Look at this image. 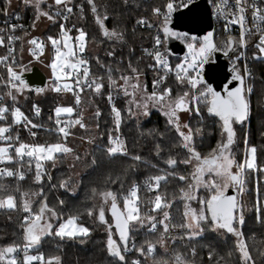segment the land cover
<instances>
[{"label": "trees", "instance_id": "16d2710c", "mask_svg": "<svg viewBox=\"0 0 264 264\" xmlns=\"http://www.w3.org/2000/svg\"><path fill=\"white\" fill-rule=\"evenodd\" d=\"M94 2L101 16L107 12L108 18L104 21L106 27L122 33V39L104 36L88 0H71L69 4L62 5H56L53 0L48 10L49 12L55 8L65 10V7L72 9L68 25L73 27L74 35L79 34L81 29L87 34L84 54L91 69L90 75L103 84L100 92L93 90L94 85L93 89H83V101L79 106H75L71 101L72 97L61 91L51 90L38 96L37 91L28 87L26 93H15V101L25 109L27 119L38 126H27L30 133H36L32 138L37 143H66L72 152L56 154L54 160H46L44 169H41L40 180L36 179V164L29 162L28 158H24L23 161L5 162L0 166V169L11 168L16 172L13 177L0 175V197L13 194L17 203L14 209H0V248L23 243V217L29 215L23 208V197L27 193L38 192L30 207L35 213L46 200L48 207L56 213L55 216L45 213V219L52 223L53 231L67 217L75 215L78 217V223L89 228L90 233L86 237L78 236L72 239L46 235L42 237L38 249H31L33 254L43 253L46 258L58 256L60 264H117L118 258L107 252L108 229L105 230L104 223L98 219L97 206L100 197L98 193L113 191L117 194L118 205L123 208V198L128 195L135 183H140L142 188L138 191V206L145 221L130 224L127 248L129 251L124 252L127 264H133L137 260H141V264L175 263L174 256L177 253L181 254L186 264H243L237 250L238 238L234 234L227 233L226 230L214 231L210 224L205 223L202 225L204 231L190 238L189 230L181 227L185 223L183 214L186 204L181 189L186 192L190 190L189 184L194 183L190 175L193 172L191 165L182 162L189 159L190 154L182 147L181 138L164 113L155 109L148 117L137 118L133 106L129 104L127 96L121 93L119 87L121 76L136 75L132 69H136L143 77L144 90H150L153 81L163 75L160 69L152 67V55L146 53L145 49L151 52L150 48L155 43L157 32L165 43L167 42L162 30L161 16L157 17L153 13V9L157 7L163 10L167 0H127L126 3L125 0H94ZM7 6V0H0V17H3ZM43 7H47V4H43ZM14 12L21 13L28 23L25 31L20 32V39L15 46L16 58L20 60V53L32 35L34 14L31 6H26L23 12L20 10ZM141 18L147 21L146 26L138 23ZM59 30V20L53 17L42 35L46 37L49 34H59ZM259 36L260 34H251L247 37L246 55L250 65L249 79L252 88L248 95L245 93L250 103L249 118L233 122L234 138L229 146L236 164L244 162L250 147L256 148V169L245 168L242 175L244 191L239 196L236 190L245 217V223L240 230L243 232V239L254 264H264V210L259 214L256 211L257 200L264 205V58H258L257 55ZM229 37L224 34L216 35L214 39L219 51L224 53ZM232 38L236 43V38ZM179 40L185 45L189 43V40ZM235 43L226 58L241 73L240 64L236 60ZM0 51L1 54L4 53L3 47ZM212 59L213 55L209 60ZM109 76L116 81L115 85L110 83ZM165 88L172 89V97L185 91L191 94V86L187 82L179 83L172 74H167V78L160 83L159 91ZM3 94L4 90L0 84V96ZM109 97L113 100L112 103ZM200 101L205 106L203 114L197 115L192 111L187 125L193 129L196 151L201 156H208L218 145L227 141V132L224 131L220 118L209 114L206 102L203 99ZM61 104L73 105L75 109L73 117L82 112L85 124L84 128L78 125L72 127L66 139L58 133L55 124L57 119L55 108ZM113 107L119 109L121 113L118 128ZM7 115L8 119L0 121V124L12 123L10 113ZM64 116L67 115H60ZM196 129H200V132H196ZM16 133H21L20 142L26 143L29 140L22 128H13L11 135L14 136ZM117 135L126 146V154L108 156L106 148L110 143L109 138L114 139ZM81 141L86 145L83 149H80ZM3 143V140H0V144ZM71 155L76 156V163L80 169L78 178L73 176L75 169L69 160ZM135 156L141 159L134 160ZM169 158L176 159L177 164H167ZM20 172H23V179L19 178ZM155 175L167 177L166 181L160 182L157 192L144 185L146 179ZM180 176L187 179L181 180ZM93 189L96 190V195L93 194ZM156 194L161 195L162 205L169 203L170 207L154 209ZM209 195L207 189L199 190L195 206L199 209L200 200L206 199ZM89 209H92L91 215ZM164 211H167L170 217L165 221L169 225L166 233L170 238L167 248L160 245L162 237L166 234L160 223ZM148 216L154 217L155 220H148ZM153 222L156 223V228L151 230ZM147 243L156 246L153 253H147ZM141 247H145V252L138 251ZM209 252H212L211 258Z\"/></svg>", "mask_w": 264, "mask_h": 264}, {"label": "snow or ice", "instance_id": "6c2138e0", "mask_svg": "<svg viewBox=\"0 0 264 264\" xmlns=\"http://www.w3.org/2000/svg\"><path fill=\"white\" fill-rule=\"evenodd\" d=\"M10 2V0H9ZM32 0H25V3H31ZM127 0H125V3ZM91 6V11L94 14V18L99 24L104 36L109 38L122 39L123 35L117 32L115 29L109 30L104 21L108 18L107 12L101 16L98 13L97 5L94 0H88ZM194 0H168L166 3V11L162 13L159 7L153 9L154 15L160 17L163 15L162 30L165 37H176L178 39L189 40L187 47L189 49V55L185 57L184 63L175 65V76L179 83L187 82L193 89H196L198 94H193L190 96L189 92L185 91L183 94L172 97V89L165 88L163 91L157 93L155 88L158 84L162 83L167 78V73L172 71L171 65L168 60L163 57L162 53L158 50H153L145 52L154 57L156 64L161 65L165 70V75L161 76L158 80L153 81L154 91L144 98V102L141 105L139 101L135 99V92L132 93L133 100L132 103L137 104L138 107H144L147 109V104L149 101L153 104H159L166 108L165 115L169 118V123L175 128L179 137L182 141V147L188 151L190 158L182 161L184 164H189L193 166V172L190 174L191 179L194 183L189 184V189H198L199 187H204L208 189L210 195L206 199L200 200L201 207L199 209L191 208L187 203L185 204V223L181 227H185L189 230V237H195L200 235L204 229L203 224L208 223L211 229L214 231L226 230L227 233L234 234L237 239V250L240 254L243 264H254L252 260V255L248 250L247 244L243 239V232L240 230L245 223V217L243 215L242 206L238 203L237 198L232 195H228V189L230 186H239V191L243 192V179L242 173L247 169L256 168V148H251V159L246 160L244 163L236 164L235 160L232 158L229 150V146L233 143L234 121H244L248 118L250 113V103L246 99V91L251 92L252 88L249 86L247 89L244 87L245 75L251 76V72L245 68L244 75H242L235 68L233 69L234 75L233 80L239 81L240 84L237 87H229L227 84L224 85L223 94L217 91L210 83H208L203 76L204 65L208 62L209 58L218 51L214 40L213 33L209 31L203 37L191 36L187 33H181L174 31L171 25V17L174 12L178 9H187L189 5H193ZM40 0H36V7L39 9ZM56 5L66 4V0H55ZM227 8L226 0H221L217 4V10L223 14ZM238 15L234 20L235 23L241 26L240 33V44H244V35L246 31H251L244 27L245 22V7L242 5L241 0H237ZM253 18L256 20L264 21V15L261 14L262 9L256 4L252 5ZM67 13H71L72 9L65 7ZM39 15L47 16L48 19L52 20L53 17L47 12H38ZM64 19L67 20L68 16L65 15ZM138 23L144 24L147 21L143 18L138 21ZM61 39H56L49 37L52 45L55 48V56L51 62L52 73L57 81L60 80H71L72 83H57L53 88L54 91H67L73 92L75 96V103L79 105L81 103V95L75 92V89H80L82 84H86L90 89L100 92L103 84L97 82L94 78L89 82L90 71L87 67V60L81 58L78 53H83L86 47V32L82 29L79 30L78 36L75 38L78 44V50L74 47L73 37L69 34L70 29H65L64 25L61 26ZM15 28V25L13 26ZM259 30V29H258ZM14 39V37H9V43ZM18 39V38H15ZM258 50L261 56H264V34L259 37ZM5 40L0 36V45H3ZM31 44H36L37 47L42 52L44 49L43 42L37 44L36 39L30 41ZM235 43L232 37H229L226 42L225 55H228V51ZM155 44H161V38L159 35L155 37ZM198 45V46H197ZM14 49L9 48L11 53ZM33 55H36L33 51ZM258 58H261L258 56ZM237 59H239L237 57ZM9 60L8 56H0V63H5V67L8 73L9 79L6 81L9 87L7 96H10L13 101H15L16 96L14 92H23L24 89L28 88V84L23 79L22 73L17 71L12 64L6 63ZM111 71V69H109ZM133 73H136L135 79L136 83L132 84L133 89H138L139 85V74L136 69H132ZM121 80L124 84L121 87L124 88L125 94H128L127 86L129 81L133 77L121 76ZM110 83L115 85L116 81L109 76ZM199 86V87H198ZM44 89L38 88L37 92H42ZM111 99V97H109ZM203 99L207 104V112L209 114H214L219 117L222 121V126L224 131L227 132V141L218 145L216 149L208 156H201L199 152L196 151L194 147V132L189 125H184L186 130H181V125L179 123V117L177 115L178 110H184L188 108V105L192 100ZM37 113L39 109H36ZM131 111V109H129ZM199 112V108H196ZM75 112V109L71 106H58L55 108V113L57 119L55 124L58 126V133L62 134L63 138L66 139L70 135L69 129L78 125L81 128L85 127L83 123V113L77 114L75 119H68L62 121L59 119L61 114H67L69 117ZM113 112L115 113V123L117 128L121 123V113L119 109L113 107ZM11 115L12 123L20 124L22 121L25 122V126L31 125L32 127H38L32 124L31 120H28L20 108L16 107L10 109L6 104H0V121H6L8 115ZM99 115V112L96 113ZM12 123L0 124V140L5 141V143L0 144V162H11L14 160L23 161L24 157L35 158L36 160V179H41V169L42 164L40 161H52L55 159L56 154H66L72 152V149L67 146L66 143H36L27 144L19 141L18 136H12L11 129ZM196 132H200V129H196ZM33 136L36 135L35 132L31 133ZM109 146L106 148V154L108 156H115L116 154L123 153L126 154V146L122 140L118 137L113 139L109 138ZM14 153V154H13ZM159 154V153H158ZM79 159V157H77ZM141 157L135 156L134 160L139 161ZM31 162V160L29 161ZM95 163V160H93ZM167 164L176 165L177 161L174 158H169ZM236 165L237 171H233V165ZM0 175H5L7 177H13L16 175L11 168L0 169ZM209 179H205V176ZM215 177V178H212ZM19 178L23 179V172L19 173ZM167 177L164 175H155L145 181L146 185L151 188L156 189L160 187L161 181H166ZM179 179L186 180L184 176H180ZM154 182V183H153ZM63 186V185H62ZM138 185H133L127 196L123 198V208L117 203V194L111 190H106L99 192L98 195L102 198L103 202L107 204L110 201V211L112 213V218L115 221V227L119 231V240L123 241V245L119 244L116 239L113 238L112 225L108 223L105 218V208L101 206L98 209V219L100 222L104 223L108 227L107 235V252L113 256L117 257L119 262H126L124 252L128 248L129 242V227L131 222L143 223V219L140 214V209L138 206ZM183 193V198L185 201L195 199L190 192H185L181 189ZM93 194L96 195V190L93 189ZM26 195V194H25ZM62 203V202H61ZM17 207L16 197L13 194H6L0 197V208L14 209ZM162 207H170L169 203H163L160 194H156L154 198V209H161ZM23 208L25 212L29 215L23 217L22 228H23V243L22 244H9L0 248V264H60V258L58 256L45 257L43 253H38L37 255L29 254V250L38 246L41 242L42 237L46 235H55L60 238H77L86 237L90 233V229L84 225L78 223V217L75 215H70L66 220L59 223L58 227L53 231V225L50 221L45 219V213H49L55 216L56 213L53 209H50L46 203V200L40 206L39 210L35 213L32 212L28 200H24ZM239 210V211H238ZM264 210V205H261L259 200L256 203L257 213H261ZM89 215L92 214V209L88 210ZM169 213L167 211L163 212V219L160 223L163 225V230L166 233L169 229V225L165 223L168 220ZM258 218H260L258 216ZM148 220H155L154 217L148 216ZM152 228H156V223H152ZM163 235V234H162ZM160 243H163L161 239ZM134 246V245H133ZM155 245L152 243L146 244L147 253H153L155 251ZM140 252H145V247L138 249ZM18 252H23L21 259H17ZM231 255V253H229ZM211 258L212 252H209ZM175 264H186L183 260L181 254L177 253L174 256ZM133 264H139V261H134ZM166 264V262H165Z\"/></svg>", "mask_w": 264, "mask_h": 264}, {"label": "built area", "instance_id": "2783aa9c", "mask_svg": "<svg viewBox=\"0 0 264 264\" xmlns=\"http://www.w3.org/2000/svg\"><path fill=\"white\" fill-rule=\"evenodd\" d=\"M199 1V0H194V2ZM168 2V0H167ZM166 2V3H167ZM221 2V0H208L209 6H210V12H211V16L212 19L214 21V25L216 27V35L219 34H224L230 37H235L236 38V43L234 45L235 49H236V60L237 62H239V66H240V71L241 74L244 75L245 72V68H247L250 71V65L248 63L247 60V55H246V50L248 47V41H247V37L249 35H253V34H264V21H260V20H256L253 18V9H252V5L256 4L259 8L262 9L261 14L264 15V0H241L242 5L245 7V22H244V27L246 29H250L251 31H246L245 35H244V40L245 43L244 44H240L239 40H240V33H241V26L237 23L234 22V20L236 19V16L233 15V13H236L237 15L238 13V8H237V0H226L227 3V8L225 9L224 13L221 14L218 10H217V4H219ZM183 9V8H182ZM162 13L166 11V5L165 8L163 10H161ZM179 11V9H178ZM53 13V17H56L59 20L60 26L63 24L65 29H70V35L73 37V41L75 44V48H77L78 50V44L79 42L75 39L77 35H74L72 32V26L68 25V19L65 20L64 16L67 15L69 18V13H67L65 10L59 9V8H55L52 11ZM173 17V14H172ZM171 17V19H172ZM161 20L163 21V15H161ZM15 25V28H13V26ZM28 26V23H26L24 16L21 13L18 12H7V10L4 12L3 17H0V36H2L5 40V43L3 45H0V48L3 47V51L4 53L1 54L0 51V56H8L9 60L6 63H10L12 64V66L19 71V69L21 68L22 64L21 60H18L16 58V47L17 46V42L20 39V32L25 31V28ZM142 26H146V23L142 24ZM259 29V30H258ZM157 35L160 36L161 38V44L160 45H156L154 43V45L150 48V51L152 52L154 49L158 50L162 53L163 57L166 58L169 62V64L171 65L172 71L168 72L167 74H172L175 76V65L177 64H181L184 63L185 61V57L186 55L184 54L181 57H175L173 56L167 49V42L165 43V40L162 38V36L160 35L159 32H157ZM9 37H14V39L9 43L8 38ZM49 37H53L56 39H61V27L59 30V34H49L46 37H44L41 34H32L29 37V51H28V59L26 60L25 64L28 65V67H30V69L32 68V66L34 65H38L40 66V68L45 72L44 74H46L47 76V83L46 85L51 87L52 90L55 87V85L57 83L61 84V86L63 85L64 82H68V83H72L71 80H60L57 81L52 73V69L50 67L52 60L54 59L55 56V48L52 45L51 41L48 39ZM260 37V36H259ZM259 37L257 38V42L258 44L259 42ZM18 38V39H15ZM36 39L37 44L43 42L44 44V49L41 52L40 49L37 47L36 44H31L30 41L32 39ZM9 48L14 49V51H12L11 53L9 52ZM33 51H35L36 55H33ZM85 52V51H84ZM83 53H78V55L81 56V58L87 60L85 58V54ZM186 53V52H185ZM48 54H49V58H48ZM175 58H173V57ZM45 57H47V59H44ZM237 57L239 59H237ZM153 59V64L152 67H156L157 69H160L163 73L162 76L165 75V70L161 65L156 64L154 57L152 56ZM88 62V60H87ZM205 66V65H204ZM87 67L89 68V71L91 72L89 63L87 64ZM29 69V70H30ZM27 70V71H29ZM25 71V70H24ZM204 71V69H203ZM22 72V71H19ZM203 74V73H202ZM250 76L245 75L244 78V87L245 89H247L250 85V80L249 79ZM9 79L8 77V73L5 67V63H0V84L2 85L3 88L6 89V93L9 90V87L6 84V81ZM89 82H91L94 78L90 75L89 76ZM81 87L83 89H88L89 87L86 84H82ZM159 87L160 84H158L155 88V91H157V93H159ZM154 91L153 88V84L151 87V92ZM62 93H65L69 96L72 97L73 104L75 106H79L75 103V96L73 94V92H67V91H61ZM75 92L79 93L81 95L82 98V92H80V89L76 88ZM249 93V92H248ZM81 101H83L81 99ZM109 101L112 103L113 100L109 99ZM0 104H6L8 105V107L10 109L13 108H20V110L24 113V115L26 116V111L25 109L18 103H16L15 101H13V99L10 96H7L6 94H3L2 96H0ZM116 108V107H115ZM117 109V108H116ZM11 116V115H10ZM77 116L73 117H69L64 116V117H60L59 119H61L62 121H66L68 119H75ZM12 119V118H11ZM77 126V125H76ZM16 127L18 128H22L23 130L26 131L27 136L29 138V140L26 142L27 144H36L37 142L32 138V134L28 131V128L25 126V122H21L20 124H15L12 123V129L11 132H13V128L15 129ZM58 127V126H57ZM72 128V127H71ZM69 129V131L71 132L72 129ZM11 134V133H10ZM21 133H16L14 136H20ZM119 138V136H115V138ZM5 143V141H3ZM43 144H49V143H43ZM24 158H28V157H24ZM29 160H31L32 163L36 164V160L35 158H28ZM46 161V160H45ZM45 161H40V163L42 164V169H44V163ZM5 162H0V166H3ZM148 180V179H146ZM154 183V182H153ZM134 185H138L139 189L138 191L142 188V184L140 183H135ZM147 188H151L149 185H146V183L144 184ZM151 230H154L151 227ZM127 251H129V249H127ZM29 252H31V249L29 250ZM23 256V252L20 253V255H17V259H21V257ZM139 261V264H141V260H137Z\"/></svg>", "mask_w": 264, "mask_h": 264}, {"label": "rangeland", "instance_id": "374dc122", "mask_svg": "<svg viewBox=\"0 0 264 264\" xmlns=\"http://www.w3.org/2000/svg\"><path fill=\"white\" fill-rule=\"evenodd\" d=\"M7 1H8V6H7V8H6L7 12H14V11H17V10H18V11L20 10V11L23 12V11L26 9V6H31V7L33 8L34 21H33L32 34H40V33H43V30L45 31V30L48 28V26L51 24L52 20H53V19H52V20L48 19V17H47V16H44V15H39V18H37V14H38V12H47V13H49V15L54 16L53 13H52V11L49 12V10H48V7H49L50 5L53 4V3H52L53 0H40L39 9L35 6V5H36V0H32L31 3H25V0H10V2H9V0H7ZM70 2H71V0H68L66 3L69 4ZM43 4H47V7H43ZM188 42H190V41H188ZM73 44H74V41H73ZM187 45H188V44H187ZM187 45H186V53H185L186 56L189 55V49H188ZM29 46H30V45H29V43H28V44L25 46V48H24V49L21 51V53H20V58H21L20 60H21V63H23V64H22L21 68L19 69V71H24V70L27 71V70L30 69V67H28V65L25 64L26 60L28 59ZM197 46H198V45H197ZM74 47H75V44H74ZM257 55L260 56V57H262V58H264V56H261V54H259V50H258V49H257ZM48 58H49V54H48ZM44 59H47V57H45ZM135 76H136V75H135ZM135 76L133 77V79H131V80L129 81V84H128V86H127V91H128V94H127V95L125 94V90H124V88L121 87V85L124 84V81L121 80L120 85H119L120 90H121V93H123L124 95L127 96L126 99L128 100L129 104H130L131 106H133L135 116H136L137 118H139V119H144V118H146V117L149 116V114H150V112H151L152 110H155V109H159L162 113H165V111L167 110L166 108L162 107V106L159 105V104H155V105H154L153 102H151V101L148 102V104H147V109H146V110H145L144 107H138L137 104L132 103V100H133L132 93H133V92H135V99H136L137 101H139L141 105H142L143 102H144V98L152 93V92H151V89H150V90H144V89H143V84H142V83H144V80H143V77H142L141 75H139V81H138L140 87H139L138 89H133V88L131 87V85L137 82L136 79H135ZM64 83H68V82H64ZM187 84H188V83H187ZM3 90H4V94H6V89L3 88ZM27 90H28V89L26 88V89H24L23 92H20V93H26ZM51 90H52V88L46 85V86L44 87V90H43L42 92H38V96H40L41 94H47V93H48L49 91H51ZM159 92H160V91H159ZM246 92H247V91H246ZM15 93H17V92H14V95H15ZM64 94H65V93H64ZM189 94H190V93H189ZM193 94H198V93H197L196 89H193V88L191 87V94H190V96H192ZM247 95H248V92H247ZM173 98H175V97H173ZM15 102H16V101H15ZM16 103H17V102H16ZM58 106H65V107H67V106H71V107H73V105H68V104H67V105L61 104V105H58ZM58 106H57V107H58ZM197 107L199 108V112L196 111V108H197ZM73 108H74V107H73ZM204 110H205V106H204V104H203L200 100H192L191 103L188 105V108H187V109H184V110H178V111H177V115H178V117H179V123H180V125H181V130H186V129L184 128V125L187 124L188 118H189V116H190V114H191L192 111L195 112L197 115H202L203 112H204ZM61 115H67V114H61ZM165 116H166V115H165ZM166 117L168 118V116H166ZM85 119H86V118H85ZM168 119H169V118H168ZM85 122H87V119H86ZM84 146H86V145H85V142H84V141H81L80 149H83ZM251 148H252V147H250V148L247 150L246 155H245V158H244V162H245L246 160H248V159H251V155H252V154H251ZM229 150H230V148H229ZM230 154H231V153H230ZM69 160H70L71 165H72V166L74 167V169H75V170L73 171V176H74L75 178H78V176H79V174H80V169H79V167H78V165H77V163H76V156H75V155H71L70 158H69ZM244 162H243V163H244ZM191 167H192V169H193V166H192V165H191ZM255 169H256V168H255ZM232 170H233L234 172L237 171V168H236V165H235V164L233 165V169H232ZM263 170H264V168H263ZM242 175H243V173H242ZM212 178H215V177H212ZM205 179H209V177L206 175V176H205ZM231 188H233V189H235V190H238L239 196H240V194L242 193V192L239 191V186H230L229 189H231ZM201 189L204 190V189H206V188H204V187L201 186V187H199L198 189H191V190L186 191V192H190V194H191L192 196L195 197V199L187 200V201H186V203H187L191 208H196V209H198V208L195 206V202L198 200V192H199V190H201ZM229 189H228V190H229ZM207 190H208V189H207ZM37 195H38L37 192L27 193L26 195H24L23 199H24V200H28L29 204L31 205V203L33 202L32 200H34V199L37 197ZM24 200H23V202H24ZM239 201H240V198H239ZM101 206H103V207L105 208V218H106V220L108 221V223L111 224V223L113 222V218H112L111 213L109 212L110 201H109L107 204H105V203L103 202L102 198L99 197V198H98V206H97V208L99 209ZM0 209H1V208H0ZM146 220H147V219H146ZM143 221H145V220H143ZM131 223H133V222H131ZM104 228H105V230L108 229V227H107L106 224H104ZM112 234H113V238L116 239V231H115V230H114V232H112ZM162 240H163V243H162V244L160 243V245H161L162 247H164V248H167L168 245H169V242H170L169 235L166 233V234L162 237ZM29 254H31V255H36V253L33 254V252H29ZM21 258H22V257H21ZM34 264H36V262H34ZM169 264H175V263H169Z\"/></svg>", "mask_w": 264, "mask_h": 264}, {"label": "water", "instance_id": "95a60500", "mask_svg": "<svg viewBox=\"0 0 264 264\" xmlns=\"http://www.w3.org/2000/svg\"><path fill=\"white\" fill-rule=\"evenodd\" d=\"M68 0H66L67 2ZM55 3V0H54ZM210 6L208 0H199L189 5L187 9H179L173 13L171 19V27L174 31L187 33L189 37L197 36L203 37L209 31L213 33V40L215 42L216 37V27L212 19ZM167 49L175 57H181L186 52V45L184 42L179 40L176 37H167ZM235 67L231 62L228 61L226 55L221 51H216L213 53V59L208 60L204 66L203 76L204 79L210 83L217 91H220L223 94L224 85L231 87L239 86L240 82L232 79L234 75ZM23 79L28 84L29 88L36 91L38 88L44 89L47 83V76L45 72L38 65L32 66L29 71H22ZM249 118V116H248ZM247 118V119H248ZM240 122V121H239ZM158 188L154 190L157 192ZM228 195L235 196L239 203V196L235 189L231 188L228 190ZM109 212L110 208H109ZM112 215V213H111ZM112 227H115V221L111 223ZM116 228V227H115ZM117 242L123 245V241L119 240V231L116 229ZM129 239H130V227H129ZM129 243V242H128ZM41 246V243L38 246H35L34 249H38Z\"/></svg>", "mask_w": 264, "mask_h": 264}, {"label": "flooded vegetation", "instance_id": "af4514ba", "mask_svg": "<svg viewBox=\"0 0 264 264\" xmlns=\"http://www.w3.org/2000/svg\"><path fill=\"white\" fill-rule=\"evenodd\" d=\"M111 230H112V232H114V230H116V228L113 226ZM116 239H117V236H116Z\"/></svg>", "mask_w": 264, "mask_h": 264}, {"label": "crops", "instance_id": "0c3cea01", "mask_svg": "<svg viewBox=\"0 0 264 264\" xmlns=\"http://www.w3.org/2000/svg\"><path fill=\"white\" fill-rule=\"evenodd\" d=\"M44 31V30H43ZM41 34V33H40ZM38 193V192H37ZM37 255V254H36Z\"/></svg>", "mask_w": 264, "mask_h": 264}]
</instances>
